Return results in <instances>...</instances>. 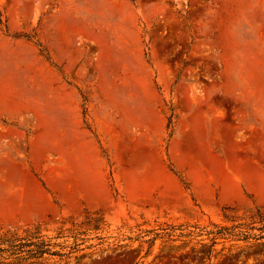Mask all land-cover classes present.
<instances>
[{
  "label": "rangeland",
  "instance_id": "1",
  "mask_svg": "<svg viewBox=\"0 0 264 264\" xmlns=\"http://www.w3.org/2000/svg\"><path fill=\"white\" fill-rule=\"evenodd\" d=\"M257 210L264 0H0V232L77 244L53 264H264L151 240Z\"/></svg>",
  "mask_w": 264,
  "mask_h": 264
},
{
  "label": "trees",
  "instance_id": "2",
  "mask_svg": "<svg viewBox=\"0 0 264 264\" xmlns=\"http://www.w3.org/2000/svg\"><path fill=\"white\" fill-rule=\"evenodd\" d=\"M223 218L230 224L210 222V228L188 223L178 226L167 225L161 232H153L151 240L154 241L157 237L172 241L178 238L205 237L210 242L206 251L209 255L218 241L264 244V212L257 210L247 218L223 214ZM60 237H62L60 232L49 237L36 228L1 231L0 264H53V260L67 257L77 246L58 243L56 240ZM66 248L69 250L65 251Z\"/></svg>",
  "mask_w": 264,
  "mask_h": 264
}]
</instances>
